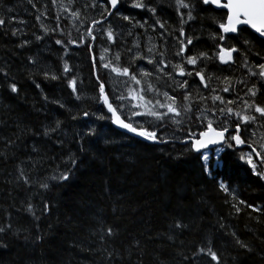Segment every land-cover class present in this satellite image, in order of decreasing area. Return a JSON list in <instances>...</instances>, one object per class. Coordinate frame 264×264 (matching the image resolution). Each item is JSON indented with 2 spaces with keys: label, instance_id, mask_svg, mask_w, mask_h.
Listing matches in <instances>:
<instances>
[{
  "label": "snow or ice",
  "instance_id": "1",
  "mask_svg": "<svg viewBox=\"0 0 264 264\" xmlns=\"http://www.w3.org/2000/svg\"><path fill=\"white\" fill-rule=\"evenodd\" d=\"M27 3L36 9L34 0H27ZM51 3L57 8L55 27H49L41 19H48L45 5L44 10L37 9L39 15L36 16L43 35H33L36 43L56 37L55 45L64 50L60 57L63 71L57 74L49 70L34 56L27 57V62L33 65L28 71L46 104L66 110L72 121L84 122L74 131L71 141L79 145V153H88L90 149L86 144L106 137L102 127L87 123L94 117L96 121H110L118 129L149 145H174L177 142L184 145L177 156L169 153L170 158L180 159L196 154L194 158L200 164L202 176L213 180L216 177L213 169L223 167L221 153L227 149L236 153L237 149L246 146L250 152L240 151L238 159L247 165L252 176L264 181V0H88L82 7H75L76 0H67V4L64 0H51ZM161 5L174 8L178 19L161 15ZM2 6L3 0H0ZM125 6L150 15L142 21L137 20L135 14L122 11ZM88 9L97 15H89ZM213 9L223 11L217 15ZM12 11L13 8L7 9L8 13ZM61 13L67 14L63 18L68 19L71 28L79 33L78 37L73 38L71 31L65 32L61 27ZM112 17L131 25L126 34L117 32L116 25L110 19ZM206 19L215 25L211 30L203 24ZM197 21L201 22L200 35L195 33ZM11 23V20L0 17V27L10 26ZM19 23L24 24L25 21L20 20ZM135 29H143V32L138 33ZM5 30L11 31L13 37L24 35L22 28L6 27ZM206 30L211 48H200L198 42ZM126 37H132L131 41H127ZM98 42H105L99 57L95 55ZM30 43L23 40L17 46L24 49ZM69 45L83 46L90 54L91 72L95 76L93 99L94 103L102 104V108L73 112L61 100L43 94L41 84L35 80L34 77L40 75L45 80L66 81L75 100L82 99L78 76L69 75L73 68L63 58L68 55ZM140 61L151 65V69L141 66ZM217 61L219 65L227 66L230 73L234 66L239 68L241 76L217 74L225 71L217 65ZM209 65H216V70L209 71ZM5 87L15 97L21 94L16 78L7 68H0V91ZM35 110L42 111L43 106ZM65 124V120L58 118L48 123L42 122L35 130L17 124L16 139L0 137L4 146L0 150V162L5 163L16 158L15 152L10 153L9 149L16 146L17 140L28 135L42 138L40 143L33 142L31 150L36 155L16 163L15 174L10 172L8 175L11 179L5 178L4 181L15 190L25 192L26 199L15 210L23 211L34 222L51 214L55 207L45 193L56 185L63 186L83 163L78 152L70 148L62 151L68 144ZM177 132L183 135L176 136ZM48 142L57 145L62 155L60 163L51 168L49 174L40 175L44 164L55 159L46 147ZM111 142L105 138V143ZM214 145L221 147L216 148L214 153L206 151ZM217 183L225 197H231V200L225 199L224 203L229 204L236 215L250 209L264 216V207L240 199L237 190L223 180ZM9 195H12L11 191ZM34 197H39L40 202L34 203ZM5 213L0 220V250L9 248L11 238L20 240L21 234L28 232L23 237L24 242L32 244L35 251L44 238L39 225H36L37 234L32 235L30 229L14 227L12 213L6 209ZM260 222L257 219V223ZM219 227L225 229V224L220 222ZM188 230L190 224L174 217L168 233L164 235L175 243ZM91 235L95 240L90 243H96L97 247L88 248L87 251L98 254L100 264H117L124 259L120 249L113 245L119 236V231L113 225L98 218V225ZM223 235L230 236L232 246L237 249V255L231 258L232 264H240V257L245 254L255 255L259 264H264V236L257 237L261 245L257 249L235 231H224ZM139 245L140 241L136 240L124 250L128 254L129 264L133 250L138 249ZM178 255V264H229L224 252L216 246L215 238L197 243L187 253L181 250ZM137 261L142 264L139 257Z\"/></svg>",
  "mask_w": 264,
  "mask_h": 264
},
{
  "label": "trees",
  "instance_id": "2",
  "mask_svg": "<svg viewBox=\"0 0 264 264\" xmlns=\"http://www.w3.org/2000/svg\"><path fill=\"white\" fill-rule=\"evenodd\" d=\"M50 1L34 0L37 5L34 9L27 0H3V6L0 7V17L12 21L10 26L0 27V68H7L21 88L19 97L11 94L6 87L0 91V137L16 139L17 124L35 130L39 129L42 122L48 123L58 118L66 121L64 130L68 133V144L62 151L66 152L70 148L78 152L79 145L71 142L72 135L84 122L72 121L66 110L54 104H46L42 99L41 90L32 83L33 77L28 71L33 68V65L27 62L28 56L38 57L41 65L47 66L57 74L63 71L60 57L63 56L64 50L55 45L56 37L45 38L36 43L33 35V33L43 34L40 25L35 24L34 19L39 15L37 9L44 10L45 5L48 9L46 12H51L47 16L48 19L53 15L54 22H45L43 17L41 19L46 25L47 23L56 25V15L53 10L57 8L50 6L52 5ZM87 2L88 0H76L75 7H82ZM161 7L163 9L161 15L166 17L171 12L176 20L178 19L174 8L168 11L166 9H170L169 7L164 8L163 5ZM8 8H13V11L8 13ZM132 12L135 15L140 13L138 10ZM221 12L222 10H213L217 15ZM141 13L145 17L150 15L146 12ZM88 14L97 13L88 9ZM23 16L26 18L23 19ZM20 20L25 23L20 24ZM203 24L208 30L215 27L207 19ZM6 27L22 28L24 35L13 37L11 31L5 30ZM61 27L65 30L66 25L63 23ZM200 29L201 22H195L197 35H200ZM71 30L73 38L79 36V33L72 28ZM141 31L142 29H139L138 33ZM23 40L31 43L28 47L20 49L17 45ZM127 41L130 42V38ZM103 43L105 42H98L95 46L97 57ZM198 43L200 48H211L207 30ZM63 58L73 68L69 75L78 76L82 99L75 100L66 81L45 80L40 75H36L34 78L41 84L43 94L61 100L72 108L73 112L80 109L95 111L97 108H102L101 104L94 103L93 99L95 77L91 72L90 54L83 46L69 45L68 55ZM138 63L143 66V61ZM147 66L148 69L152 67ZM219 67H225L223 73H217L219 75L241 76V70L235 66L233 73H229L226 66L219 65ZM209 69L216 70V65H209ZM101 72L103 74V70ZM105 79L107 80L106 75ZM80 81L82 83H79ZM42 106V111L35 110ZM87 123L97 128L102 127L106 134L105 138L112 142L105 143V138H101L99 141L86 144L90 149L88 153L78 152L83 163L63 186L56 185L45 193L46 198L51 200L55 207L51 214L43 216L38 222H34L23 211L15 210L21 207V201L26 199V194L23 190H15L4 181L5 178L11 179L8 175L10 172L15 174L16 163L36 155L31 150L33 142L40 143L42 138L28 135L22 140H17L16 146L9 149L10 153L15 152L16 158L6 163L0 162V220L6 215V209L7 212L12 213L14 227L30 229L31 234L36 235L38 224L40 234L44 237L39 242V246L35 247V251L32 244L24 242L23 237L28 235V232H23L20 240L11 238L8 241L9 248L0 250V264H100L98 254L93 255L87 251L88 248L97 247L96 243L90 241L95 240L91 233L98 225V218L113 225L119 231V236L113 241V245L120 249L124 259L117 264H129L128 254L124 250L136 240L140 241V245L138 249L133 250L131 264H138L137 257L142 264H161V262L178 264L180 260L178 253L181 250L187 253L189 248L210 238H215L216 246L224 252L229 264H232L231 258L237 255V249L232 246L231 237L223 235L224 231H235L255 248L261 247L257 237L264 236V216L253 213L250 209H244L236 215L230 205L224 203L225 199L231 200V197H225L217 183L223 180L237 190L240 199L264 207V181L252 176L247 165L238 159V153L243 150L237 149L236 153H233L232 150L227 149L221 153L224 160L223 167L213 169L216 173L213 180L202 176L200 164L194 158L196 154L180 159L170 158L169 153L171 156H177L183 149L184 145L178 142L174 145H149L122 133L116 135L119 132L111 126L110 121H96L93 117ZM175 135L181 136L183 133L177 132ZM60 138L64 139L63 136ZM46 147L55 159L44 164L39 172L40 175L49 174L51 168L60 163L62 155L57 145L48 142ZM3 148V142L0 141V150ZM9 191L12 192L11 196ZM33 202L39 203V197H34ZM114 207L115 213H113ZM174 217L190 224V230L179 236L175 243L167 240L164 235L168 233L169 224ZM257 219L261 222L257 223ZM220 222L225 224V229H220ZM240 264H259V262L255 255L245 254L240 257Z\"/></svg>",
  "mask_w": 264,
  "mask_h": 264
},
{
  "label": "bare ground",
  "instance_id": "3",
  "mask_svg": "<svg viewBox=\"0 0 264 264\" xmlns=\"http://www.w3.org/2000/svg\"><path fill=\"white\" fill-rule=\"evenodd\" d=\"M51 2V1H50ZM64 2H67L66 0H64ZM50 6H52V5H50ZM127 7V6H126ZM48 10V9H47ZM133 11H135L134 9H132ZM50 11V10H49ZM52 11V10H51ZM56 11H57V9H54L53 10V12H55V15H56ZM137 11V10H136ZM139 11V10H138ZM218 11H221V10H218ZM51 12H46L45 13V15H49ZM138 13V12H137ZM52 15V14H51ZM137 16L138 15H141L142 16V13H141V11H140V13H138V14H136ZM53 16V15H52ZM148 18V17H147ZM111 20H112V22L114 23V25H116V30H117V32H119L120 30H121V28H124V26H128L126 23H123L121 20H119V19H117V18H115V17H112V18H110ZM46 21V20H45ZM48 22V21H47ZM34 23L35 24H37L38 26H39V24L37 23V21H36V18L34 19ZM48 23H50V22H48ZM47 23V25H51V24H48ZM51 23H53L52 21H51ZM129 29V28H128ZM41 31V30H40ZM39 31V32H40ZM123 31V30H122ZM134 31H136V32H138L139 31V29H135ZM41 33V32H40ZM43 35V34H42ZM131 39V38H130ZM218 63V62H217ZM218 65V64H217ZM214 66V65H213ZM211 67V66H210ZM227 67V66H226ZM223 68V67H222ZM225 68V67H224ZM233 69H234V67H233ZM95 77V76H94ZM119 103V102H118ZM111 123V122H110ZM111 126L117 131V132H119V133H122V134H124V135H126V136H128V137H130V138H134V139H136V140H140V141H142L141 139H139V138H136V137H131V136H129L128 134H126L125 132H123V131H119L116 127H114L112 124H111ZM142 142H145V143H148V142H146V141H142Z\"/></svg>",
  "mask_w": 264,
  "mask_h": 264
},
{
  "label": "rangeland",
  "instance_id": "4",
  "mask_svg": "<svg viewBox=\"0 0 264 264\" xmlns=\"http://www.w3.org/2000/svg\"><path fill=\"white\" fill-rule=\"evenodd\" d=\"M162 6V5H161ZM164 8H166V6H163ZM125 8H126V6H125ZM166 10H168V11H171V8L170 9H166ZM162 13V12H161ZM63 14V13H62ZM63 15H67V14H63ZM167 16L168 17H170L172 20H176V18L173 16V14L171 13V12H169V15L167 14ZM166 16V17H167ZM142 17V19H146L147 17H145V16H141ZM47 21H53L54 22V20H53V17L51 16ZM47 21H45V22H47ZM113 23V22H112ZM114 24V23H113ZM50 27H55L54 25H50ZM131 27V25H128V26H124V28H121V30L119 31V32H124L125 34H126V32H127V30H128V28H130ZM123 30V31H122ZM68 31H71V33L73 34V32H72V30H71V26H67V27H65V32H68ZM143 32V29H142V31L140 32V33H142ZM128 38H131L132 39V37H126V40H128ZM131 39H130V41H131ZM141 39L143 40L144 38L143 37H141ZM100 50V52L98 53L99 55H100V53H101V49H99ZM146 68H148V66L146 67ZM151 69V68H150ZM234 69H236V68H234ZM234 69L232 70V73L234 72ZM212 70V69H211ZM210 69H209V71H211ZM230 73V72H229ZM116 103H118V101L116 102ZM138 119H142V118H138ZM258 139H259V137H258Z\"/></svg>",
  "mask_w": 264,
  "mask_h": 264
},
{
  "label": "water",
  "instance_id": "5",
  "mask_svg": "<svg viewBox=\"0 0 264 264\" xmlns=\"http://www.w3.org/2000/svg\"><path fill=\"white\" fill-rule=\"evenodd\" d=\"M114 127H116L115 125H113ZM117 128V127H116ZM118 129V128H117ZM119 131H122V130H120V129H118ZM126 134H128L129 136H131V137H134V136H132V134H130V133H126ZM136 138H138V137H136ZM140 139V138H139ZM217 146H220V145H214V146H210V148L209 149H212V148H214V147H217Z\"/></svg>",
  "mask_w": 264,
  "mask_h": 264
},
{
  "label": "flooded vegetation",
  "instance_id": "6",
  "mask_svg": "<svg viewBox=\"0 0 264 264\" xmlns=\"http://www.w3.org/2000/svg\"><path fill=\"white\" fill-rule=\"evenodd\" d=\"M24 16H26V14H23ZM23 16V19H25L26 17ZM25 26V25H24ZM179 79V78H178Z\"/></svg>",
  "mask_w": 264,
  "mask_h": 264
}]
</instances>
